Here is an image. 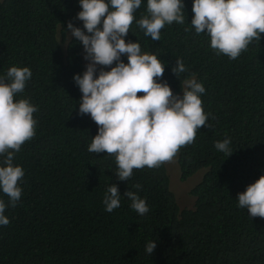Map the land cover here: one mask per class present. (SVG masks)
<instances>
[{
	"label": "trees",
	"instance_id": "1",
	"mask_svg": "<svg viewBox=\"0 0 264 264\" xmlns=\"http://www.w3.org/2000/svg\"><path fill=\"white\" fill-rule=\"evenodd\" d=\"M184 3L185 23L165 25L154 41L135 23L147 14L142 0L125 37L166 64L162 79L174 94L182 95L183 80L193 74L205 87L210 127L201 126L174 156L183 182L201 174L188 192L195 202L182 206L167 161L134 169L126 182L114 174V155L87 151L97 125L78 114L82 94L73 81L85 70L83 47L64 31L68 21L83 28L78 0H0V75L13 65L29 67L32 78L16 99L38 107L35 135L14 158L31 189L18 210L6 209L0 264H264V218L250 217L236 200L264 175V76L254 67V58L264 57V33L233 61L191 30L192 0ZM177 58L188 69L178 79L171 71ZM225 138L229 157L214 147ZM111 183L122 198L108 213L102 200ZM136 184L149 207L143 216L123 197ZM152 240L156 248L148 255Z\"/></svg>",
	"mask_w": 264,
	"mask_h": 264
},
{
	"label": "clouds",
	"instance_id": "2",
	"mask_svg": "<svg viewBox=\"0 0 264 264\" xmlns=\"http://www.w3.org/2000/svg\"><path fill=\"white\" fill-rule=\"evenodd\" d=\"M78 3L81 10L76 19L83 28L68 21L64 31L68 42L74 37L83 47L85 70L74 74L73 81L82 94L77 102L78 114L90 115L97 125V134L91 138L87 151L114 155V174L118 181L127 182L134 169L159 167L172 160L181 146L194 142L201 126L210 127V113L202 107L205 87L193 74L183 80L182 95L174 94L162 79L166 64L156 54L142 52L138 41H125L142 0ZM192 12L191 30L206 35L217 55H227L233 61L245 55L239 57L264 33V0H192ZM146 13L135 23L154 41L160 40L165 25L185 23L184 0H146ZM122 57L127 58V63ZM254 64L264 76V57L254 58ZM171 71L178 79L188 69L177 58ZM31 78L32 71L26 66L13 65L0 75V226L10 223L6 209L18 210L26 189H31L29 184L25 186V168L14 163L15 154L35 135L38 123L34 118L38 107L29 98L16 99ZM230 145V138H225L216 141L214 147L229 157L233 153ZM173 165L176 169L171 171ZM169 175L171 188L176 179L183 183L176 162L170 164ZM133 187L137 191L128 190L123 197L143 216L149 207L146 199L139 196L141 185ZM188 196L194 203L195 198L189 193ZM121 198L118 186L111 183L103 196L104 210L111 213L119 208ZM236 200L250 217L264 218V175L238 193ZM155 248V240L148 241L145 251L151 255Z\"/></svg>",
	"mask_w": 264,
	"mask_h": 264
},
{
	"label": "rangeland",
	"instance_id": "3",
	"mask_svg": "<svg viewBox=\"0 0 264 264\" xmlns=\"http://www.w3.org/2000/svg\"><path fill=\"white\" fill-rule=\"evenodd\" d=\"M177 159L173 157L172 160L167 161L166 165L168 166V172L170 173V164L173 162H176V165L178 167L177 164ZM176 169L175 165L171 166V171H174ZM179 171V169H178ZM178 173L175 172L174 175L176 176ZM201 178V174H196L195 176H193L192 178H190L187 182H181L178 179H176V181L173 183V190L175 191L177 197L180 199L182 206H185L187 204V201L192 203L193 202V198L188 196V191L199 182ZM172 179V177H171ZM172 185V182H171Z\"/></svg>",
	"mask_w": 264,
	"mask_h": 264
}]
</instances>
